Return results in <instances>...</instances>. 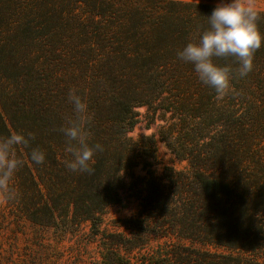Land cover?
I'll list each match as a JSON object with an SVG mask.
<instances>
[{"label": "trees", "instance_id": "trees-1", "mask_svg": "<svg viewBox=\"0 0 264 264\" xmlns=\"http://www.w3.org/2000/svg\"><path fill=\"white\" fill-rule=\"evenodd\" d=\"M215 6L197 0H0V134L32 133L31 146L46 152L45 162L33 165L27 150L19 149L24 163L13 181L16 198L5 199L9 216L64 233L89 224V236L106 241L97 264H259L264 46L254 54L252 71L233 79L224 97L229 104L218 103L193 66L177 57L207 29ZM256 11L264 32V10ZM70 89L88 104L90 143L103 146L91 173L65 167L70 155L59 129L72 115ZM155 96L169 103L167 111L177 121L169 131L191 124L194 142L209 137L201 151L193 142L179 147L163 136L187 160V171L165 168L156 176L150 168L157 160L155 141L127 136L139 123L135 108H152ZM184 98L191 101L183 103ZM139 164L143 179L133 172ZM124 191L139 201L140 211L121 223L123 231L105 236L103 217L122 205ZM152 236L169 239L150 250ZM182 241L252 257L212 253Z\"/></svg>", "mask_w": 264, "mask_h": 264}, {"label": "clouds", "instance_id": "clouds-1", "mask_svg": "<svg viewBox=\"0 0 264 264\" xmlns=\"http://www.w3.org/2000/svg\"><path fill=\"white\" fill-rule=\"evenodd\" d=\"M207 17V29L178 50L177 57L191 64L198 80L220 100L231 90L234 78H244L252 71L254 54L264 46V32L258 24V12L247 0H221ZM222 58L233 63H218ZM67 100L72 115L59 129L65 139L64 150L70 155L65 167L74 173H91L94 156L103 146L89 141L87 102L74 89L69 90ZM32 139V133L23 131L0 134V195L7 200L17 196L13 181L24 163L19 149L27 150V160L33 165L46 160L44 150L31 146Z\"/></svg>", "mask_w": 264, "mask_h": 264}, {"label": "rangeland", "instance_id": "rangeland-1", "mask_svg": "<svg viewBox=\"0 0 264 264\" xmlns=\"http://www.w3.org/2000/svg\"><path fill=\"white\" fill-rule=\"evenodd\" d=\"M217 5L221 0H197ZM256 10H264V0H247ZM35 82L33 89L40 90ZM154 106H142L135 108V112L139 114V123L128 133V137L138 141L141 138L153 139L157 150V160L151 161V171L156 176H161L165 168H174L177 171H187L189 165L187 160L176 156L167 141L162 139L163 136L175 142L179 147L184 142H193L190 146L197 147L204 151L202 147L204 142L209 141V137L202 141L201 139L194 142L196 138L192 135L195 126L191 124L187 129L173 128L171 126L177 124L173 119V112L167 111L170 105L167 101L155 96L153 99ZM227 101L228 104L232 100L222 98L217 100L218 103ZM238 101H241L237 99ZM191 98H184L183 103H189ZM197 102V101H196ZM181 106V105H180ZM238 108V107H237ZM240 107L238 110H241ZM218 131L223 127H218ZM191 131H189V130ZM165 131H168L167 134ZM164 134V135H163ZM212 135V134H211ZM211 135H209L211 137ZM172 136V137H171ZM219 137V136H218ZM220 138V137H219ZM198 141L200 144H198ZM146 144V143H145ZM191 148V149H193ZM262 153V150H259ZM258 151L256 153H259ZM133 172L135 175L143 179L146 171L143 165L139 164ZM122 205L110 207L100 226L101 232L105 236L109 234L121 232L124 228L121 223L137 215L140 211L139 201L129 198V193L124 191L121 193ZM10 208L7 207L5 198L0 195V264H97L100 260V253L104 250L106 241L101 235L95 239L89 236L90 225L84 224L76 229V232H61L53 228L41 229L30 226L23 221H15L13 216H9ZM5 216V220L2 219ZM60 231V232H58ZM174 242L176 238L169 235ZM169 237L152 236L148 242L147 248L150 250H158V248L167 242ZM181 244L188 247L208 250L212 253L234 254L242 257H252L248 253L241 250H229L226 248H215L214 246H202L200 244H191L189 241H182ZM237 251V252H236ZM241 251V252H238ZM260 252L258 258L259 264H264V253Z\"/></svg>", "mask_w": 264, "mask_h": 264}]
</instances>
